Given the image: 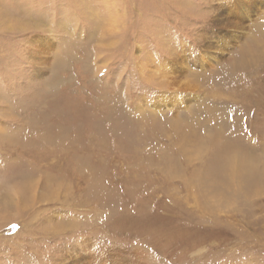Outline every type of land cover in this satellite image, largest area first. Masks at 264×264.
I'll return each mask as SVG.
<instances>
[{"label":"rangeland","instance_id":"1","mask_svg":"<svg viewBox=\"0 0 264 264\" xmlns=\"http://www.w3.org/2000/svg\"><path fill=\"white\" fill-rule=\"evenodd\" d=\"M224 1L0 0V264H264V4L199 56Z\"/></svg>","mask_w":264,"mask_h":264},{"label":"bare ground","instance_id":"2","mask_svg":"<svg viewBox=\"0 0 264 264\" xmlns=\"http://www.w3.org/2000/svg\"><path fill=\"white\" fill-rule=\"evenodd\" d=\"M261 1V0H260ZM258 1V0H237L236 2L234 0H227V1H224V4L222 6H218L216 11H215V22L213 27H212V38L215 37L217 38L218 40L215 41L214 43L210 42V39L212 38H205V35L204 36H201V43H200V52H199V56H202V55H205L206 58H215L216 60V57H214V55L211 53V51H213V49H217L218 47V44H221L222 40L224 39L221 38V35H218V34H215L216 30L217 29H226V32L225 33H230L231 30L230 29H236V26L234 25V23L231 21L230 17L232 14L235 13V11H238V12H241L242 13V16H244L245 18H247L248 15H250V13L254 12V8L255 6H259L261 4H264V0H262L261 2ZM245 15H244V14ZM222 23V24H220ZM219 26V28H218ZM235 26V27H233ZM232 34V33H231ZM221 38V39H220ZM231 38V37H230ZM227 41V40H226ZM216 43V44H215ZM226 44V43H225ZM221 47V46H220ZM219 47V48H220ZM184 53V52H183ZM243 55V54H242ZM263 55V54H262ZM240 57V55H239ZM186 58V57H184ZM210 60V59H209ZM185 61L181 60L180 59V62L178 63L177 66H181L182 63H184ZM201 64V63H200ZM202 66V65H201ZM262 71V70H261ZM263 72V71H262ZM223 75V74H222ZM220 76V75H219ZM218 77V76H217ZM221 77V76H220ZM224 78V81H225V77ZM219 80V79H218ZM220 86V85H219ZM229 90V89H228ZM235 91V90H234ZM230 94V93H229ZM233 94V93H232ZM226 108H223L221 110H218L216 111V113H214V110H210V113H213V114H219V122H218V126L219 128L221 129L224 125H227V122H228V113L226 112V110H224ZM217 110V109H216ZM217 116V117H218ZM215 118V117H214ZM171 122V121H170ZM173 122V121H172ZM230 122V121H229ZM231 123V122H230ZM170 125V124H169ZM188 125V124H187ZM172 126V127H171ZM171 126H169L168 129L174 127V129H176V126L173 125L171 123ZM193 126V125H192ZM168 127V126H167ZM187 127V126H186ZM220 134V133H219ZM193 135V134H192ZM200 138V137H199ZM192 140V139H191ZM231 145V142L230 144ZM227 146V148L229 149V151H233V153H230L228 154L227 152H225L226 149L222 150V151H219L217 152L214 157L212 158V161L214 163V168L215 169H218L221 171V174L222 176L224 177V174L227 173V171L229 172V175L231 176L232 173H234V171H238L239 169H242L244 170V173L246 172L247 175H244V176H248L250 175L249 177L252 178V179H255L257 178L256 175H259V173L255 172L258 170V172L260 171L259 168L257 169V159H252V160H248L247 158H245V156L243 155L244 153H241L239 150L236 149V147L234 145H231V146ZM241 150V149H240ZM242 151V150H241ZM232 154H235V155H232ZM230 155L232 156H235L237 157V159L239 158V156L245 158V160L247 161V164L245 166H240V163H237L236 161L234 162L236 165L234 166L233 163H231V157ZM239 155V156H238ZM230 157V159L228 158ZM242 157H241V160H242ZM233 159V158H232ZM235 160V159H234ZM240 162V161H239ZM214 169V170H215ZM263 170V169H262ZM212 172H214L212 170ZM239 172V171H238ZM260 172H263V171H260ZM218 173V172H217ZM224 173V174H223ZM240 173V172H239ZM227 176V177H230V176ZM236 176V175H235ZM239 176V175H238ZM252 176V177H251ZM249 178V179H250ZM228 179V178H227ZM241 179V178H240ZM250 184V183H249ZM252 185V184H250ZM29 186V185H28ZM79 255V256H77ZM73 254V255H70L71 257H68L67 259H62L60 260V263L59 264H89L94 258L91 256V255H88L86 256L85 255H80V254ZM100 263V262H99ZM105 263V262H104Z\"/></svg>","mask_w":264,"mask_h":264}]
</instances>
